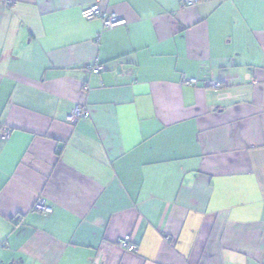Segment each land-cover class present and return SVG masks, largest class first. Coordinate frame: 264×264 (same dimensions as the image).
<instances>
[{
    "label": "crops",
    "instance_id": "crops-1",
    "mask_svg": "<svg viewBox=\"0 0 264 264\" xmlns=\"http://www.w3.org/2000/svg\"><path fill=\"white\" fill-rule=\"evenodd\" d=\"M94 1L0 0V264H264V0Z\"/></svg>",
    "mask_w": 264,
    "mask_h": 264
},
{
    "label": "built area",
    "instance_id": "built-area-1",
    "mask_svg": "<svg viewBox=\"0 0 264 264\" xmlns=\"http://www.w3.org/2000/svg\"><path fill=\"white\" fill-rule=\"evenodd\" d=\"M201 0H182L181 6H189L196 4ZM82 16L85 18H94L99 17L102 20V24L104 28H112L118 25H122L126 23V19L120 15H117L116 13H109L103 10L98 0H95L93 3H91L89 6L84 8L82 10ZM104 67L101 64H94L93 66H89V70L92 71H101ZM198 78H184L182 80L183 84L186 85H192L196 84L198 82ZM205 85L209 87L210 89L217 92V94H221L220 90L222 87V82L219 80L209 79L206 80ZM220 92V93H219ZM87 115V108L84 105L76 106L72 112L68 116V121L71 123L76 122L79 118L85 117ZM10 129L9 128H2L0 130V139H5L9 134ZM33 210L36 212H42V213H50L52 208L46 204L45 200L43 198H38L36 202L34 203ZM19 219V218H18ZM169 239V237H167ZM117 245L125 250L134 251L136 250V243H134L130 237V235L126 234L124 236H121L117 240Z\"/></svg>",
    "mask_w": 264,
    "mask_h": 264
},
{
    "label": "trees",
    "instance_id": "trees-1",
    "mask_svg": "<svg viewBox=\"0 0 264 264\" xmlns=\"http://www.w3.org/2000/svg\"><path fill=\"white\" fill-rule=\"evenodd\" d=\"M2 140V139H1Z\"/></svg>",
    "mask_w": 264,
    "mask_h": 264
}]
</instances>
